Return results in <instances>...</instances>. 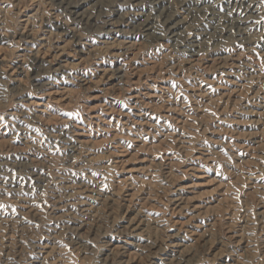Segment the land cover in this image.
Returning a JSON list of instances; mask_svg holds the SVG:
<instances>
[{
    "label": "rangeland",
    "instance_id": "rangeland-1",
    "mask_svg": "<svg viewBox=\"0 0 264 264\" xmlns=\"http://www.w3.org/2000/svg\"><path fill=\"white\" fill-rule=\"evenodd\" d=\"M0 264H264V0H0Z\"/></svg>",
    "mask_w": 264,
    "mask_h": 264
}]
</instances>
